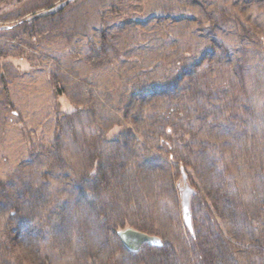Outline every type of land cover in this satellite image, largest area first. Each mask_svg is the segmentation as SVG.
Wrapping results in <instances>:
<instances>
[{"label":"rangeland","instance_id":"374dc122","mask_svg":"<svg viewBox=\"0 0 264 264\" xmlns=\"http://www.w3.org/2000/svg\"><path fill=\"white\" fill-rule=\"evenodd\" d=\"M62 1L0 0V264H264V0Z\"/></svg>","mask_w":264,"mask_h":264},{"label":"water","instance_id":"95a60500","mask_svg":"<svg viewBox=\"0 0 264 264\" xmlns=\"http://www.w3.org/2000/svg\"><path fill=\"white\" fill-rule=\"evenodd\" d=\"M71 0H64L57 5H54L48 9L39 11L30 17L28 20L35 19L41 16L48 15L50 13L55 12L56 10L61 9L66 3L70 2ZM181 217L184 226L188 229H192L191 223V215L189 211V196L192 192L189 188H182L181 190ZM117 235L121 243L124 247L130 251H137L144 243L152 245V246H161L162 241L160 238L154 235H150L132 228H126L124 230L117 231Z\"/></svg>","mask_w":264,"mask_h":264},{"label":"trees","instance_id":"16d2710c","mask_svg":"<svg viewBox=\"0 0 264 264\" xmlns=\"http://www.w3.org/2000/svg\"><path fill=\"white\" fill-rule=\"evenodd\" d=\"M72 1H74V0H72ZM23 22H24V21L19 22V25L22 24ZM15 26H18V24H15V25H12V26H9V27H2V28H0V29H2V30H4V29H10V28H13V27H15ZM100 177H101V178H100L101 180H104L103 176L100 175ZM185 228H186V227H185ZM186 229H187V228H186ZM187 231H188V232L190 233V235H191L192 232H191L190 230H188V229H187ZM148 247L151 248V249H155V248H152L151 246H148Z\"/></svg>","mask_w":264,"mask_h":264}]
</instances>
